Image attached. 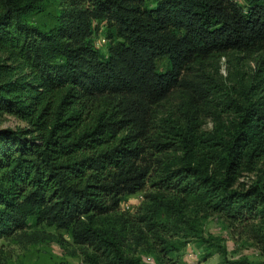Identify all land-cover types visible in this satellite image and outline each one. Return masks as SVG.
Instances as JSON below:
<instances>
[{
    "label": "trees",
    "instance_id": "1",
    "mask_svg": "<svg viewBox=\"0 0 264 264\" xmlns=\"http://www.w3.org/2000/svg\"><path fill=\"white\" fill-rule=\"evenodd\" d=\"M242 1L0 0V117L26 123L0 129V241L35 242L29 230L46 226L91 250L94 264H145L125 252L128 237L149 244L155 264H177L190 239L223 264H264V76L229 126L204 131L214 87L188 72L264 49V0ZM94 22L105 23V54ZM179 87L182 111L157 122L155 107ZM255 170L258 179L239 181ZM149 181L144 213L95 225ZM211 214L263 260L227 259L221 239L199 227Z\"/></svg>",
    "mask_w": 264,
    "mask_h": 264
},
{
    "label": "rangeland",
    "instance_id": "2",
    "mask_svg": "<svg viewBox=\"0 0 264 264\" xmlns=\"http://www.w3.org/2000/svg\"><path fill=\"white\" fill-rule=\"evenodd\" d=\"M243 4L242 0H235ZM105 23L94 22L92 34L94 46L106 53ZM167 66L166 59L158 61V68ZM197 76H203L199 80L212 81L213 90L209 96L206 107V116L202 118L201 129L210 131L215 126H229L233 117L232 107L235 104L243 105L249 98L254 99V92H251L250 85L260 86L261 78L264 76V49L246 55L238 51H229L220 57H214L194 65L188 71ZM187 90L182 87L175 88L170 94L155 107V120L171 116L176 118L179 114L182 103L185 101ZM26 123L12 116L3 115L0 117V129L24 128ZM172 153L163 155V159L171 157ZM262 169V168H261ZM260 171L244 173L240 178L243 184H249L258 179ZM152 179V178H151ZM150 181L144 190L126 197L115 210L110 218L100 217L95 220L97 226H108L113 224L114 215H122L132 220L145 212L149 202L145 193L151 190ZM199 227L206 237L212 235L221 239V244L226 247V257L230 260L246 258L249 261H261L256 245L243 235L239 228L229 224L222 216L211 214L205 219L199 220ZM29 231L39 234L35 242L23 243L15 240H1L2 249L6 258V264H52L58 261H67L69 264H94L91 258L97 262L91 250L78 247L73 244L70 237L63 231L46 226H34ZM128 247L125 250L129 254L137 255L145 264H155V252L149 244L136 247L135 242L128 237ZM205 247L198 245L194 239L173 255L177 264H223L219 253L213 252L205 257ZM87 253V255L85 254Z\"/></svg>",
    "mask_w": 264,
    "mask_h": 264
}]
</instances>
